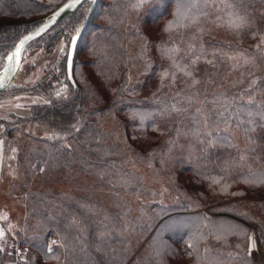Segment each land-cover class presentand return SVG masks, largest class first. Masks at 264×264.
<instances>
[{"label":"trees","instance_id":"1","mask_svg":"<svg viewBox=\"0 0 264 264\" xmlns=\"http://www.w3.org/2000/svg\"><path fill=\"white\" fill-rule=\"evenodd\" d=\"M65 1L0 0V72L16 43ZM92 5L84 0L27 46L23 60L62 43L45 76L0 92V102L22 92L42 98L28 115L0 119L7 164L19 171L7 193L25 208L19 225L0 218V264L13 244L24 264H252L249 223L264 232V183L256 182L264 176V0H97L73 83L67 54ZM173 47L179 67L163 52ZM64 86L67 99L58 98ZM38 124L49 130L37 134ZM174 221L190 227L169 230ZM220 225L244 231L217 239Z\"/></svg>","mask_w":264,"mask_h":264},{"label":"rangeland","instance_id":"2","mask_svg":"<svg viewBox=\"0 0 264 264\" xmlns=\"http://www.w3.org/2000/svg\"><path fill=\"white\" fill-rule=\"evenodd\" d=\"M62 43L52 52L47 53L41 49H33L29 51L24 60L20 65L18 72L12 82L14 85H24L30 86L41 79L48 70L56 63L60 48L62 47ZM41 97L38 95L30 94V92H22L15 96H9L2 102H0V119L8 117L10 112H14L18 115L26 116L29 114V105L35 101H41ZM19 105V107L17 106ZM32 122H28V126L31 128L34 124ZM16 125V123H13ZM6 126V124H4ZM19 125V124H18ZM27 126V128H28ZM20 126H17L19 128ZM49 128L44 126H40V124L36 125L32 131L37 134H45ZM20 133L23 134L25 128L19 129ZM2 139V138H0ZM3 140V139H2ZM14 148V147H13ZM15 152V151H14ZM16 153V152H15ZM15 157V155L13 154ZM19 177V171L14 165H10L9 163L6 166L4 171V175L2 176L0 182V218L3 220H8L9 222L15 223L14 225H19V222L23 221L25 218V208L15 201L18 198L17 195H8L7 188L17 181ZM145 178L147 183L152 186V188L161 192L162 195H167L168 189L166 188L164 182L160 178L150 177L149 174H145ZM218 206V205H212ZM212 206H205L203 210L210 211ZM224 206V205H221ZM222 210V208H221ZM211 212V211H210ZM6 217V219H5ZM251 225V232L249 237H252L256 240L257 250L252 252V264H261V261L264 260V232L261 231L257 224L249 223ZM248 247H249V239H248Z\"/></svg>","mask_w":264,"mask_h":264},{"label":"snow or ice","instance_id":"3","mask_svg":"<svg viewBox=\"0 0 264 264\" xmlns=\"http://www.w3.org/2000/svg\"><path fill=\"white\" fill-rule=\"evenodd\" d=\"M78 2V0H77ZM208 3L209 4H214L215 3V0H208ZM137 6H140V4L138 3ZM180 7L181 5L180 4H177L176 6V12L173 14L174 17L177 16L180 12ZM226 7H233V5L231 3H228L226 4ZM198 17L193 19L191 21V23H197L198 22ZM244 18L243 17H240V16H236L234 21L232 22V26L236 29H240L244 26ZM175 24V20L173 21H169L166 26H165V31H171L173 30V25ZM177 27H180V26H184L186 27L187 25H182V24H177L176 25ZM47 27V25H45V28ZM44 31V28H40L37 30L36 34L38 35L40 32H43ZM77 33L79 32V29L76 30ZM202 31V30H201ZM33 39V36L32 35H26L24 36L20 41H19V44L16 46L15 48V51L11 52L10 54H7V65H6V68H5V72H9V71H12L16 68H19L20 67V64H19V54H20V51L21 49H23L24 45L29 41ZM76 41H77V37H73L72 38V41H71V45H72V49L74 50L75 49V46H76ZM60 51L61 52H64L65 49L64 47H61L60 48ZM163 52L165 55H168L169 59H171L173 61V64L172 66L173 67H179V65L177 64L176 60H175V56L173 55L174 53H177L179 52V49L176 48V47H173L171 49H163ZM197 59H199V57H197ZM195 62V61H194ZM67 68H68V76L67 78L68 79H72V74H73V58H72V52H68L67 54ZM179 70L181 71H185L184 68H180ZM185 74L186 75H190V73H188L187 71H185ZM168 76V73L167 72H164L162 74V79L163 78H166ZM173 79H174V74H173ZM0 86H2V84H0ZM68 91V88L67 86H64L63 88H61L60 90H58L55 95L58 97V98H64V99H67V96H66V93ZM45 103H49V101H44ZM251 103V101H250ZM19 107V105H17ZM173 110H176L178 111V109H173ZM249 115H252V113H249ZM261 118L264 119V113H261ZM73 127H75L73 125ZM77 131L79 129H76ZM209 135H211V133H209ZM0 144H2V142H0ZM258 183H264V176H261L258 181H256ZM6 219V217H5ZM190 227L189 224L183 222V221H174L173 223H170L167 225V228L169 230H176L178 228H188ZM244 230L240 229L239 226L237 225H220L218 226V228L216 229V232H217V239H221V238H226L228 235H232V234H238V233H242ZM4 236H5V232L3 229H0V240H3L4 239ZM193 241H196V242H199L200 239H203V234L200 233V234H194L191 238ZM249 247H248V250H247V257H251L252 255V252L254 250H257V244H256V240L253 239L252 237H249ZM187 247L189 249H192L194 247V243L192 242H189ZM3 247H0V251H3ZM53 251L52 247L51 246H48V252L51 253ZM157 255H161V253L157 252ZM231 255V254H229ZM56 259H59V257H56ZM216 264H221L220 261H217ZM261 264H264V260L261 261Z\"/></svg>","mask_w":264,"mask_h":264},{"label":"water","instance_id":"4","mask_svg":"<svg viewBox=\"0 0 264 264\" xmlns=\"http://www.w3.org/2000/svg\"><path fill=\"white\" fill-rule=\"evenodd\" d=\"M84 0H66L61 6H59L56 10H54L52 13H50L48 16H46L39 24H37L34 28H32L30 31H28L24 36L26 35H32L33 39L29 40L23 47V49H21L20 54H19V64L21 65L22 60H23V56L25 53V50L27 48V46L29 45V43L34 40L35 38H37L38 36L42 35L44 32H46L47 30L51 29L55 24H57L67 13L72 12L74 10L77 9V7L79 6L80 3H82ZM93 1V5L92 8L90 9L89 15L87 17V20L85 22V24L83 25L81 31H79L78 33H76L73 37H77V41H76V46L75 49H72V45L70 43V47H69V52H72V58H73V66H74V57H75V53H76V47H77V43L78 40L82 34V31L84 30V28L86 27L87 21L89 19V16L91 14V12L93 11L97 0H90ZM45 25H47V27L45 28ZM40 28H44L43 32H40L38 35L36 34L37 30ZM23 36V37H24ZM22 37V38H23ZM72 37V38H73ZM21 38V39H22ZM20 39V40H21ZM19 40V41H20ZM19 41L16 43V45L12 48V50L9 52V54L13 51H15L16 46L19 44ZM72 41V40H71ZM8 61H7V57H6V62L0 72V84H2V86H0V92L2 90H4L6 87H8L14 80L16 73L18 72L19 68H16L12 71L9 72H5V68L7 65ZM68 71V68H67ZM73 83H75V79L74 76L72 74V79H70Z\"/></svg>","mask_w":264,"mask_h":264},{"label":"built area","instance_id":"5","mask_svg":"<svg viewBox=\"0 0 264 264\" xmlns=\"http://www.w3.org/2000/svg\"><path fill=\"white\" fill-rule=\"evenodd\" d=\"M13 257L9 261L3 264H24V250L17 244H13Z\"/></svg>","mask_w":264,"mask_h":264},{"label":"crops","instance_id":"6","mask_svg":"<svg viewBox=\"0 0 264 264\" xmlns=\"http://www.w3.org/2000/svg\"><path fill=\"white\" fill-rule=\"evenodd\" d=\"M0 142H2V144H0V182L2 183L1 178L4 175V171L7 166V155L4 151V141L0 139Z\"/></svg>","mask_w":264,"mask_h":264}]
</instances>
